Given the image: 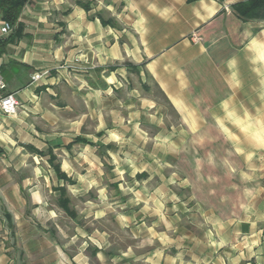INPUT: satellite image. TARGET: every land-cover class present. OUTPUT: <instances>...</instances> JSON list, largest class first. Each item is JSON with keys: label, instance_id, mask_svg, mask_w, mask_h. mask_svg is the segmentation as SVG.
<instances>
[{"label": "crops", "instance_id": "0c3cea01", "mask_svg": "<svg viewBox=\"0 0 264 264\" xmlns=\"http://www.w3.org/2000/svg\"><path fill=\"white\" fill-rule=\"evenodd\" d=\"M239 1L23 6L0 56L19 101L0 115V264H98L107 220L145 248V264H264V184L241 216L208 209L207 227L192 229L202 211L176 164L212 124L250 138L248 109L264 107L248 96L264 93V18L241 19Z\"/></svg>", "mask_w": 264, "mask_h": 264}, {"label": "rangeland", "instance_id": "374dc122", "mask_svg": "<svg viewBox=\"0 0 264 264\" xmlns=\"http://www.w3.org/2000/svg\"><path fill=\"white\" fill-rule=\"evenodd\" d=\"M159 96L163 99L161 94ZM248 96L250 103H258V100L261 103L264 93H248ZM245 110L237 107L234 109L239 116ZM248 110L251 115L247 125L250 138H245L241 124H226V130L240 136L232 139L225 138L221 130L212 124L203 138L187 142L185 152L176 161L180 171L191 180L190 187L184 189L183 193L193 197L192 202L199 203L202 211V214H195L187 222L192 229L207 227L205 212L208 209L224 217L241 216L244 202L264 184V145L260 139L264 136V107L251 106ZM109 206L113 205L107 204V210ZM115 223L112 220L106 221V229L113 235L109 236L111 244L102 253L98 264H145V248L139 251L131 249L133 238L129 230L120 231ZM14 254L18 256L17 251ZM20 260L19 264L22 263ZM24 260L27 263L25 257ZM41 264L50 263L46 260ZM92 264H97V260L93 259Z\"/></svg>", "mask_w": 264, "mask_h": 264}, {"label": "trees", "instance_id": "16d2710c", "mask_svg": "<svg viewBox=\"0 0 264 264\" xmlns=\"http://www.w3.org/2000/svg\"><path fill=\"white\" fill-rule=\"evenodd\" d=\"M29 0H0V14L2 19L8 21L13 30L8 36L0 38V56L6 51L7 45L14 41L17 36L21 34V25L18 23L23 6ZM79 4L88 8V5L78 1ZM233 9L236 14L243 20H250L254 18H264V0H242L233 4ZM53 155H51V159ZM57 175L66 178V175L61 172L59 166H55ZM63 194L64 189H62ZM69 199L65 198L61 204L67 209Z\"/></svg>", "mask_w": 264, "mask_h": 264}, {"label": "built area", "instance_id": "2783aa9c", "mask_svg": "<svg viewBox=\"0 0 264 264\" xmlns=\"http://www.w3.org/2000/svg\"><path fill=\"white\" fill-rule=\"evenodd\" d=\"M1 32L3 34H9L13 30V26L6 20L3 21L1 28ZM192 40L194 42H199L201 40V37L193 34ZM43 73H33L32 79L38 80ZM8 85L2 74L0 73V115H11L14 114L19 106V101L16 97V95L12 92H8Z\"/></svg>", "mask_w": 264, "mask_h": 264}, {"label": "snow or ice", "instance_id": "6c2138e0", "mask_svg": "<svg viewBox=\"0 0 264 264\" xmlns=\"http://www.w3.org/2000/svg\"><path fill=\"white\" fill-rule=\"evenodd\" d=\"M260 139H261L262 145H264V136H262Z\"/></svg>", "mask_w": 264, "mask_h": 264}]
</instances>
